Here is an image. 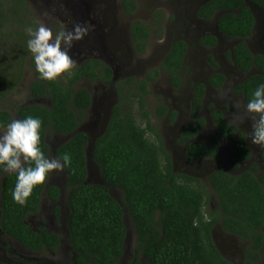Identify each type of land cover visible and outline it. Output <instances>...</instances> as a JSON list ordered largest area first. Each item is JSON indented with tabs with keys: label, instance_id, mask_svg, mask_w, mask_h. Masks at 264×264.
I'll return each instance as SVG.
<instances>
[{
	"label": "trees",
	"instance_id": "1",
	"mask_svg": "<svg viewBox=\"0 0 264 264\" xmlns=\"http://www.w3.org/2000/svg\"><path fill=\"white\" fill-rule=\"evenodd\" d=\"M249 1L264 12V0ZM136 2L121 0L123 12L131 15ZM196 15L205 20L217 16L218 31L227 40H239L232 47L233 60L239 70L257 68V73L247 76L234 88L247 103L257 86L264 84V54L253 55L245 42L255 25L251 8L245 0H208L197 8ZM29 16L26 0H0V103L18 86L26 55L32 57L27 49L29 37L25 29L36 26ZM154 20L155 29L154 24L141 19L131 21L130 36L137 53L146 49L151 31L159 34V13ZM200 43L211 47L217 43V38L205 34ZM187 49V42L177 39L171 43L159 68L150 69L140 79L128 77L123 82H114L116 102L110 108L104 131L94 139L92 147V159L98 165L103 184L86 183L89 137L78 128L91 107L92 98L87 89L76 83L87 77L108 85L112 82L111 68L100 60L87 59L74 66L70 74L66 73V80L53 81L40 80L35 70L29 96L32 99L48 98L50 103L48 106L39 102L20 105L15 109L16 120L32 116L42 121L40 147L47 158L46 133L70 135L56 146L54 156L59 158L67 152L72 157L71 164L63 172L70 190L68 230L76 264H120L126 238L124 211L110 195L109 186L122 192L133 225L135 242L130 264H235L220 254L212 240L211 228L216 223L226 233L246 242L244 264H264V250L259 253L264 242V172L258 173L256 162L239 174H229L222 168L212 171L208 182L215 192L218 210L205 213L208 195L200 179L173 170L170 153L160 135L150 126L145 109L147 86L162 71L169 75L174 88L179 87ZM210 60L213 62L212 58ZM208 83L218 88L223 83V75L211 74ZM204 95L205 84L196 83L190 100L191 121L184 125L178 140L186 144V159L191 162L195 158H211L220 166L223 162L218 149L220 138L231 142L240 160H248L251 149L245 133L229 124L218 108L211 107L210 114L217 135H211L208 144L195 138L205 124L199 114ZM134 104L142 111L146 127L138 124ZM164 110L163 107L159 109L160 112ZM11 121L10 112L0 107V127L4 128ZM260 158L264 159V148ZM15 183V173H5L1 180L0 228L27 249H55L58 235L43 226L33 229L27 218L38 211L42 193L56 201L58 187L46 180L44 185L34 188L27 203L21 206L12 198ZM54 209L58 214L57 205Z\"/></svg>",
	"mask_w": 264,
	"mask_h": 264
},
{
	"label": "rangeland",
	"instance_id": "2",
	"mask_svg": "<svg viewBox=\"0 0 264 264\" xmlns=\"http://www.w3.org/2000/svg\"><path fill=\"white\" fill-rule=\"evenodd\" d=\"M206 1L208 0H137L135 11L127 15L122 10L121 0H26L29 17L35 20V28L41 25L46 26L52 30L54 35L60 31H72L76 24L90 28L83 39L73 41L71 48L68 49V54L75 62V66L81 65L87 59H96L106 63L112 70V82L108 85L87 77L76 83V86L87 89L92 98L91 107L78 128L86 132L89 137L86 149L87 181L89 183L100 184L102 182L98 165L90 155L91 144L92 140L104 131L110 108L116 102L117 93L114 82H123L128 77L140 79L150 69L158 68L171 43L177 39H183L189 45L185 54V66L181 71L180 86L174 88L170 84L169 76L160 73L156 80L149 82L147 86L149 92L145 97V109L150 126L160 135L166 150L170 153L174 171L190 174L200 179L208 195L204 206L205 213H209L213 208L218 210L215 192L208 182V176L216 168L221 167L229 174H239L248 169L251 162H257L259 171H264V163L260 158L262 147L251 143L253 114L247 111V103L244 99L233 91V86L246 74L240 75L233 63L226 58L231 46L239 40L228 42L223 35L217 32L215 25L217 16L205 20L196 15L197 8ZM245 1L255 16L253 33L247 38L250 50L254 54H264V13L249 0ZM7 4L9 5L10 2ZM158 13L161 16L159 34L151 31L146 49L143 53H137L133 50L130 40L131 21L141 19L147 24H154L153 29H155L154 19ZM205 34L217 36L215 47L210 48L200 43L201 37ZM210 58L217 64L216 67L211 65ZM25 64L21 72L20 83L0 103V107H5L10 112L12 121L16 120L15 109L20 105L39 102L48 106L50 103L48 98L38 100L30 98L29 86L36 77L35 64L31 55H26ZM215 72L223 73L227 80L219 89L207 86L200 111L205 125L199 130L197 139L208 143L209 136L215 133L213 122L210 119V110L211 107H216L223 111L229 123L236 125L246 134L251 157L247 161L238 159L232 150L231 142L220 140L218 149L219 155L223 158L220 166L212 159L189 163L185 159L184 148L178 146L174 139L179 135L182 127L191 121L190 100L193 96L194 84L206 83L208 77ZM67 76L65 73L58 79L66 80ZM134 105V114L138 124L146 127L141 115L142 111L137 108L136 104ZM161 107L165 109L164 112L159 111ZM148 134L152 135L151 139H154L152 132L148 131ZM69 137L70 135H62L53 131L46 133L49 159L56 158L54 156L56 146ZM4 174L0 175V187ZM47 183L59 188L57 201H51L45 193H42L38 212L29 215L27 222L33 228L44 225L48 230L55 232L60 240L58 248L43 251L29 250L0 231V264H74L67 217L70 190L66 185L64 172L53 171L49 174ZM108 188L110 195L123 207L124 211L126 238L124 252L119 263L130 264L135 242L133 225L127 213L122 192L114 187L109 186ZM55 204L59 206L57 218L53 212ZM213 232L221 235V238H214L218 248L220 250L226 248L228 252L235 254L234 258L224 254L223 256L229 261L240 264L238 262L240 252H244L246 242L237 236L221 231L219 224L213 228Z\"/></svg>",
	"mask_w": 264,
	"mask_h": 264
},
{
	"label": "clouds",
	"instance_id": "3",
	"mask_svg": "<svg viewBox=\"0 0 264 264\" xmlns=\"http://www.w3.org/2000/svg\"><path fill=\"white\" fill-rule=\"evenodd\" d=\"M89 30V27L76 24L72 31L54 35L43 25L35 29L27 27V49L32 54L38 78L53 81L65 73L70 74L75 62L68 49ZM247 111L253 114L251 143L264 148V84L258 85L252 99L247 101ZM41 128L42 121L38 117L27 116L9 122L0 130V173H15L12 198L21 206L27 203L34 188L45 184L49 174L64 171L72 162L67 152L59 158L45 156L40 147Z\"/></svg>",
	"mask_w": 264,
	"mask_h": 264
},
{
	"label": "flooded vegetation",
	"instance_id": "4",
	"mask_svg": "<svg viewBox=\"0 0 264 264\" xmlns=\"http://www.w3.org/2000/svg\"><path fill=\"white\" fill-rule=\"evenodd\" d=\"M252 11V10H251ZM262 11V10H261ZM263 12V11H262ZM252 13H253V11H252ZM264 13V12H263ZM254 15V14H253ZM254 18H255V16H254ZM131 24V23H130ZM255 26V25H254ZM254 29V28H253ZM252 33H253V31H252ZM252 35V34H251ZM131 40V39H130ZM226 41H228V42H230V40H227V39H225ZM245 42H246V45H247V47H248V49H249V51L252 53V51L250 50V46H249V44H248V39H245ZM188 44V43H187ZM131 45H132V48H133V50H135L134 49V47H133V44H132V41H131ZM205 46V45H204ZM216 46V44L214 45V46H211L210 48H213V47H215ZM188 47H189V45H188ZM232 47H233V45L231 46V48H230V51L226 54V58H227V60L229 61V62H232L233 63V65L235 66V69L238 71V73L240 74V75H245L246 74V76L243 78V79H241V81H238L234 86H233V91H234V88L236 87V85H238L239 83H241L242 81H244L245 79H246V77L247 76H249V75H251V74H253V73H257L258 72V70H257V68H255V67H251L248 71H241V70H239V68L236 66V64H235V62H234V60H233V53H232ZM169 50V49H168ZM168 52V51H167ZM166 52V53H167ZM187 52V51H186ZM186 54V53H185ZM253 55H256V54H258V53H252ZM263 54V53H262ZM166 55V54H165ZM165 55L163 56V58L165 57ZM162 58V59H163ZM162 59H161V61H162ZM160 61V62H161ZM184 63H185V56H184V62H183V66H182V69H181V71L184 69ZM211 64V63H210ZM26 65V64H25ZM159 65H160V63H159ZM159 65H158V68H159ZM213 67H216L217 66V64L216 63H214V62H212V64H211ZM160 73H165V72H160ZM215 73H218V72H215ZM166 74V73H165ZM213 74V73H212ZM222 75H223V83L218 87V88H215V87H213V86H211L209 83H208V79H209V77H208V79H207V82L206 83H204L205 84V93H206V90H207V86H210V87H213V88H215V89H219V88H221L224 84H225V82H226V77H225V75L223 74V73H221ZM168 75V74H167ZM159 76V75H158ZM169 76V75H168ZM180 77H181V72H180ZM22 78V76H20V78H19V80ZM17 80V79H16ZM19 83H20V81H19ZM203 83V82H202ZM195 85V84H194ZM194 87V86H193ZM194 89V88H193ZM234 93H236L235 91H234ZM236 94H238V93H236ZM238 95H240L241 97H242V95L241 94H238ZM204 97H205V95H204ZM203 97V98H204ZM243 98V97H242ZM244 99V98H243ZM34 100H38V99H34ZM216 108V107H215ZM202 109V108H201ZM220 110V109H219ZM201 111V110H200ZM221 112L223 113V111L221 110ZM16 114V113H15ZM200 114V113H199ZM210 114H211V110H210ZM224 115V114H223ZM12 117V116H11ZM224 118H225V116H224ZM210 119H211V115H210ZM212 120V119H211ZM227 121V120H226ZM213 122V121H212ZM228 122V121H227ZM229 123V122H228ZM229 124H232V123H229ZM205 125V124H204ZM213 125H214V123H213ZM184 127V126H183ZM182 127V128H183ZM204 127V126H203ZM3 127H0V129H2ZM202 127H200L199 128V130L201 129ZM214 128H215V125H214ZM182 130V129H181ZM199 130H198V133H199ZM180 133H181V131H180ZM180 133H179V135L176 137V139H174V141L176 142V144L178 145V146H181V147H183L184 148V150H185V159H186V148H185V146H186V144H183V143H179V138H180ZM198 133H197V135H198ZM213 134H215V135H217V132H216V128H215V133H212L211 135H213ZM197 135H196V139H197ZM211 135L209 136V142L208 143H210V137H211ZM246 135V134H245ZM246 137V136H245ZM198 140V139H197ZM220 140H222V139H220L219 138V141ZM200 141V140H199ZM219 141H218V144H219ZM224 141V140H223ZM246 141H247V137H246ZM201 142H203V141H201ZM203 143H205V142H203ZM208 143H205V144H208ZM248 143V142H247ZM249 145V144H248ZM262 149L263 148H261V150H260V152L262 151ZM233 150V149H232ZM234 152V151H233ZM235 154V153H234ZM236 156V155H235ZM237 157V156H236ZM238 158V157H237ZM202 159H211V158H195L193 161H191V163L192 162H195V161H199V160H202ZM239 159V158H238ZM250 159V158H249ZM248 159V160H249ZM186 161L187 162H189L187 159H186ZM213 161V160H212ZM243 161V160H242ZM247 161V160H246ZM261 161L264 163V159H261ZM214 162V161H213ZM190 163V162H189ZM215 163V162H214ZM252 163V162H251ZM250 163V164H251ZM256 165H257V170H258V173H260V172H264V171H259V165H258V163L256 162ZM219 166V165H218ZM218 168H221V167H218ZM250 168V165H249V167H248V169ZM217 169V168H216ZM244 171V170H243ZM241 173V172H240ZM257 173V174H258ZM3 173H0V175H2ZM4 176V175H3ZM3 178V177H2ZM263 189H264V184H263ZM58 190H59V188H58ZM58 195H59V193H58ZM48 197V196H47ZM49 198V197H48ZM50 199V198H49ZM58 199V198H57ZM51 200V199H50ZM52 201V200H51ZM57 201V200H56ZM56 201H53V202H56ZM40 202V201H39ZM57 204H55L54 205V207L56 206ZM54 207H53V212H54V215H55V218H57L58 216H59V206L57 205V207H58V214H56V212H55V209H54ZM38 208H39V206H38ZM214 210H216V209H211L210 211H214ZM38 212V211H37ZM36 212V213H37ZM35 214V213H34ZM69 214V213H68ZM68 217V216H67ZM218 223H216L212 228H211V237H212V240H213V242H214V238H221V235H216L215 234V232H213V228L217 225ZM30 225V224H29ZM40 226H43V227H45L44 225H39L38 227H40ZM220 226V225H219ZM37 227V228H38ZM33 228V227H32ZM37 228H33V229H37ZM46 229H47V227H45ZM263 228H264V225H263V227H262V233H263ZM220 229H221V231H223L222 230V228L220 227ZM48 230V229H47ZM0 231H2L5 235H7L1 228H0ZM48 231H50V230H48ZM52 232V231H51ZM224 232V231H223ZM53 233H55V232H53ZM56 234V233H55ZM229 234V233H228ZM8 236V235H7ZM9 237V236H8ZM263 237H264V234H263ZM9 238H11V237H9ZM11 239H13V238H11ZM14 240V239H13ZM15 241V240H14ZM17 242V241H16ZM18 243V242H17ZM19 244V243H18ZM59 244H60V240H59V236H58V245H57V247L55 248V249H57L58 248V246H59ZM214 244H215V242H214ZM70 245H71V243H70ZM22 246V245H21ZM215 246H216V248L218 249V251L220 252V254L223 256V254L224 255H227V256H231L232 258H234V256L233 255H235L234 254V252H228L227 251V249L226 248H221V250L218 248V246L215 244ZM27 249V248H26ZM46 249H50V248H46ZM46 249H44V250H46ZM55 249H50V250H55ZM71 249H72V257H73V261H74V264H76V262H75V251L73 250V248H72V245H71ZM30 250V249H29ZM244 250H245V245H244ZM263 250H264V242H263V245H262V247H261V249L259 250V253L260 254H262V252H263ZM43 251V250H42ZM226 252H227V254H226ZM240 252V251H239ZM122 257V256H121ZM224 257V256H223ZM224 258H226V257H224ZM239 259H240V261H238L240 264H244L245 263V260H244V252L242 251V252H240V257H239ZM119 262V261H118ZM231 262H233V261H231ZM233 263H235V262H233ZM236 264V263H235ZM255 264H259V262H255Z\"/></svg>",
	"mask_w": 264,
	"mask_h": 264
},
{
	"label": "water",
	"instance_id": "5",
	"mask_svg": "<svg viewBox=\"0 0 264 264\" xmlns=\"http://www.w3.org/2000/svg\"><path fill=\"white\" fill-rule=\"evenodd\" d=\"M245 3H246V1H245ZM250 7V6H249ZM251 8V7H250ZM252 10V9H251ZM215 25H216V23H215ZM216 29H217V27H216ZM217 32L219 33V34H221L222 35V33L221 32H219L218 31V29H217ZM217 37V36H216ZM93 142H94V139L92 140V144H91V146L93 147ZM92 150V149H91ZM86 155H87V152H86ZM91 157H92V151H91ZM174 170V169H173ZM101 178V177H100ZM87 179H88V177H87ZM102 180V179H101ZM86 183H89L88 181H86ZM104 182L102 181L100 184H103Z\"/></svg>",
	"mask_w": 264,
	"mask_h": 264
}]
</instances>
